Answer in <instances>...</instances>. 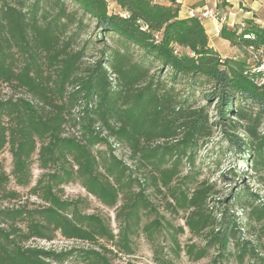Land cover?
Wrapping results in <instances>:
<instances>
[{"label":"trees","instance_id":"obj_1","mask_svg":"<svg viewBox=\"0 0 264 264\" xmlns=\"http://www.w3.org/2000/svg\"><path fill=\"white\" fill-rule=\"evenodd\" d=\"M114 3L110 12L107 0H0V153L8 148L13 165L8 174L0 162V196L19 198L8 189L13 181L41 202L0 207V264H114L107 254L131 255L141 230L163 228L151 192L183 212L184 227L206 242L182 249L180 227L172 234L178 256L199 262L217 249L211 264H223L236 240L240 259L264 264L256 246L237 240L227 200H214L216 185L197 183L195 170L198 150L217 132L264 190V75L252 74L264 58V29L223 27L220 37L247 56L222 58L201 19L180 18L176 0ZM114 145L130 153L132 165ZM36 157L44 173L32 187ZM77 182L109 209L122 203L117 234L102 217L84 214L81 201L59 195ZM233 201L264 235V197L246 186ZM144 215L157 217L142 228ZM58 235L91 248L28 246Z\"/></svg>","mask_w":264,"mask_h":264},{"label":"rangeland","instance_id":"obj_2","mask_svg":"<svg viewBox=\"0 0 264 264\" xmlns=\"http://www.w3.org/2000/svg\"><path fill=\"white\" fill-rule=\"evenodd\" d=\"M109 3L110 12L117 11V7L114 0H107ZM91 56L95 55V52L90 53ZM245 55L242 51L233 55L234 58L243 59ZM90 61V60H88ZM8 90H4L6 95ZM197 103L198 106H203L204 101L199 99ZM68 134H76L74 130L67 131ZM243 135V134H242ZM116 149V155L124 160L129 165L130 153L114 145ZM105 150L104 147L100 148ZM0 162L3 164L5 171L11 174L12 156L9 149H5L0 153ZM195 170L198 173L197 183L207 181L210 184L216 185L217 195H215L214 200L226 201L224 206L230 207V215L236 220L238 227L237 240L248 242L250 246H256L260 257L264 258V235L261 232V226L249 221L246 212L242 210L240 204L234 203L235 196L239 193L241 189L249 186L253 193L264 197V190L262 186L257 182L255 178L248 172L247 164L245 160L240 156H237L231 147L223 140L222 136L216 132L215 136L211 139L209 144L203 146L198 150L196 156ZM230 171H235L238 173V179L230 177ZM188 172V167L184 169V175ZM43 171L39 168V163L37 162V157L32 166L33 174V184L32 187L36 185L37 181L42 177ZM8 189L10 191H17L19 193V198L17 200H5L0 196V207H15L18 208L21 205H26L29 208H36L41 205V202L34 196L31 195L30 189H21L15 185L12 181L9 184ZM151 200L156 205L161 222L163 223V228L155 229L150 232L146 230H141L139 234L132 238V249L133 254L128 255L126 252H115L113 254H107L109 259L114 264H157L156 258L162 260H172L176 264H211L212 261L218 257L219 252L217 249H211L208 256L199 261L192 262L188 256L182 252L180 256L175 252L176 247L172 234L176 232L180 227L185 226V214L183 212L175 213L168 209L166 201L163 195L152 193ZM64 200L70 201H81L80 206L82 207L83 213L88 215H98L102 217L105 221L109 222L115 234L118 233L120 224L116 220L117 209L122 203L118 205L115 209H109L103 206L100 201L94 197L88 195V193L83 189L79 182L72 183L63 188V191L59 194ZM234 203V204H233ZM214 204V203H213ZM212 204V205H213ZM216 212L220 213L224 207L222 204H215ZM220 214H218L219 216ZM155 215H144L142 228L149 225L154 219ZM172 227V228H170ZM185 234L173 235L177 236V241L180 243L182 249L187 248L189 245L196 244L199 247H204L206 242L203 239L193 237L189 231L184 227ZM176 234V233H175ZM105 244V242H101ZM237 241L231 242L228 252L225 257L221 258L223 264H262L259 258L254 259L247 255L243 259H240V251L237 248ZM31 247H39L46 250H70L71 248L78 249H89L91 246L87 243L76 242V241H66L60 235L57 236L54 242L46 241H34L28 244ZM108 249H114L111 245H107ZM99 249V248H96ZM104 252L103 250H100ZM65 264H87L83 260H71Z\"/></svg>","mask_w":264,"mask_h":264},{"label":"crops","instance_id":"obj_3","mask_svg":"<svg viewBox=\"0 0 264 264\" xmlns=\"http://www.w3.org/2000/svg\"><path fill=\"white\" fill-rule=\"evenodd\" d=\"M168 4L169 0H153ZM180 4V18H191L190 13L209 11L216 15L215 19H203L202 24L209 38L210 47L222 58H232L238 52L230 42L220 37L223 27L239 30L247 23H254L264 29V0H176Z\"/></svg>","mask_w":264,"mask_h":264},{"label":"built area","instance_id":"obj_4","mask_svg":"<svg viewBox=\"0 0 264 264\" xmlns=\"http://www.w3.org/2000/svg\"><path fill=\"white\" fill-rule=\"evenodd\" d=\"M190 16H191V18H199L201 20H203V19H215L216 18V15H214L213 13H211L209 11H204V12L199 13V14L191 12ZM217 32H220L218 28H217ZM246 38H250V36H246ZM253 73H262L264 75V58L262 60V63L260 64V66L252 71V74ZM263 83H264V81H263Z\"/></svg>","mask_w":264,"mask_h":264}]
</instances>
